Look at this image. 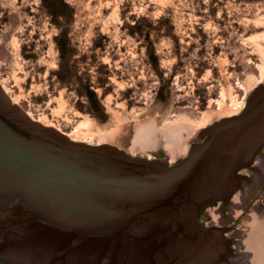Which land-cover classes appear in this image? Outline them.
Wrapping results in <instances>:
<instances>
[{"label": "water", "instance_id": "95a60500", "mask_svg": "<svg viewBox=\"0 0 264 264\" xmlns=\"http://www.w3.org/2000/svg\"><path fill=\"white\" fill-rule=\"evenodd\" d=\"M261 150L264 83L173 162L73 141L0 86V261L264 264Z\"/></svg>", "mask_w": 264, "mask_h": 264}, {"label": "rangeland", "instance_id": "374dc122", "mask_svg": "<svg viewBox=\"0 0 264 264\" xmlns=\"http://www.w3.org/2000/svg\"><path fill=\"white\" fill-rule=\"evenodd\" d=\"M64 1L72 9L68 37L78 52H88L93 40L104 44L95 50L110 73L104 118L78 110L83 99L50 76L58 29L39 0H0V81L20 109L60 132L87 120L93 145L176 161L201 129L232 116L222 112L235 108L233 102L245 105V82L259 77L264 63V0ZM132 17L145 18L142 38L128 35ZM146 32L155 64L145 53Z\"/></svg>", "mask_w": 264, "mask_h": 264}, {"label": "trees", "instance_id": "16d2710c", "mask_svg": "<svg viewBox=\"0 0 264 264\" xmlns=\"http://www.w3.org/2000/svg\"><path fill=\"white\" fill-rule=\"evenodd\" d=\"M39 1L40 9L58 29V33L54 37L57 66L55 70L50 72V76L55 78L60 88L72 89L78 98L83 99L82 102L80 101L75 105L78 110L103 119L101 99L111 91L110 73L106 65L96 61L95 50H103V42L101 40H93L88 52L79 53L68 37V24L72 17L71 7L64 0ZM163 20L164 18L160 17L154 23L160 25ZM142 21H145V18L138 17L135 19V17H132V22L126 24L128 35L135 39L142 38L143 29L140 27ZM143 38L148 41L145 53L149 61L155 64L157 56L153 43L149 40V34L146 32ZM91 73L94 74L93 77ZM98 89L101 91L100 96L97 93Z\"/></svg>", "mask_w": 264, "mask_h": 264}, {"label": "bare ground", "instance_id": "6f19581e", "mask_svg": "<svg viewBox=\"0 0 264 264\" xmlns=\"http://www.w3.org/2000/svg\"><path fill=\"white\" fill-rule=\"evenodd\" d=\"M258 68H259V77H257V78L249 77L248 80L245 82V85H244V87H245L246 90H249L252 87H254L255 84L257 85L258 83H260V81L264 78V63H262L261 65H259ZM0 86L3 89V91L9 96V98L11 99V101L16 104L17 103V99L15 97H12V96L9 95L8 89L5 87V85L3 84L2 81H0ZM236 106H238L237 103L236 102H233V107H235V108L227 109V110L223 111L222 113H227L229 115L230 114L231 115L238 114L241 111V109L243 108L244 103H242L241 105H239L240 106L239 108H236ZM27 115L29 117H31V114L28 113V112H27ZM203 116H204V114L202 115V118H203ZM203 120L200 121L201 125L204 124L203 123L204 122ZM38 122L42 123L43 125L52 126L51 123L47 122L44 119H38ZM87 123H88L87 120L80 121L79 123L76 124V126L73 128V130H72L71 133H65V135H67L68 138L71 139V140H73V141H79V142H84V143L90 144V141H87V140H88V138L90 139L93 134H91L89 131L85 130L86 129V126H87ZM194 125H196V124H194ZM84 130H85V132H83ZM104 136L105 135L102 134L101 137H99V139L101 138V140H103Z\"/></svg>", "mask_w": 264, "mask_h": 264}, {"label": "flooded vegetation", "instance_id": "af4514ba", "mask_svg": "<svg viewBox=\"0 0 264 264\" xmlns=\"http://www.w3.org/2000/svg\"><path fill=\"white\" fill-rule=\"evenodd\" d=\"M261 153L264 154V150L262 151L261 150ZM242 174V171H239L238 172V175L240 176ZM216 208H218L220 211L224 210V208L226 207V202L225 201H220V202H217L215 205H214ZM214 206H211V207H214ZM211 207H208V208H211ZM206 208L202 213H201V222L203 224H206V222H204L202 216L204 215L205 211L208 209ZM0 264H11V263H7V262H3V261H0Z\"/></svg>", "mask_w": 264, "mask_h": 264}, {"label": "built area", "instance_id": "2783aa9c", "mask_svg": "<svg viewBox=\"0 0 264 264\" xmlns=\"http://www.w3.org/2000/svg\"><path fill=\"white\" fill-rule=\"evenodd\" d=\"M244 107V106H243ZM243 109V108H242Z\"/></svg>", "mask_w": 264, "mask_h": 264}]
</instances>
